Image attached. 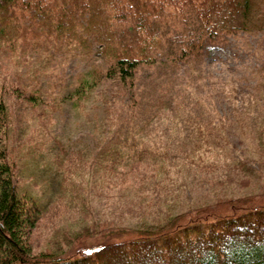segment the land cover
<instances>
[{
	"label": "trees",
	"instance_id": "trees-1",
	"mask_svg": "<svg viewBox=\"0 0 264 264\" xmlns=\"http://www.w3.org/2000/svg\"><path fill=\"white\" fill-rule=\"evenodd\" d=\"M167 11L186 30L181 48L190 56L216 37L264 32V0H0V51L43 53L37 47L44 43L86 55L97 43L95 65L75 74L72 100L83 108L99 83L110 92L102 95L101 87L98 95L108 98V132L95 154L61 148L58 159V168L69 170L63 184L82 170L91 175L82 192L89 198L75 203L87 209L77 232L101 234L55 253L34 248L31 236L70 184L45 205L20 193L0 91V264H264V202L252 191L247 197L230 192L239 178L258 171L247 166L264 153V79L248 90L222 86L228 112L217 107L218 91L203 78L199 90L190 83L173 91L135 85L141 67L154 66L162 51L159 22ZM35 92L27 99L39 115ZM198 191L212 199L194 197ZM91 196L102 212L131 213L138 222L86 218Z\"/></svg>",
	"mask_w": 264,
	"mask_h": 264
},
{
	"label": "rangeland",
	"instance_id": "rangeland-1",
	"mask_svg": "<svg viewBox=\"0 0 264 264\" xmlns=\"http://www.w3.org/2000/svg\"><path fill=\"white\" fill-rule=\"evenodd\" d=\"M159 23L163 32L159 43L162 51L157 54L154 66L141 67L135 85L159 86L158 88L169 90L178 83H190L199 90L201 84L198 81L203 78L204 82L212 84L218 91L217 107L228 112L230 106L222 96V86L234 84L238 89L248 90L259 78L264 79V32L242 31L227 35L224 40L216 37L200 45L201 54L193 52L190 56L187 49L181 48L186 39L181 33H186V30L177 21L174 13H163ZM40 48L44 49L43 53L28 50L0 51V91L4 94L6 106L8 155L20 193L28 194L45 205L55 199V194L57 191L61 192L66 181L70 184L55 206L52 205L50 213L40 219L39 226L33 229L31 236L34 248L65 253L94 242L101 232L91 236L87 231L79 236L77 229L87 209L84 207L86 212H83L81 203H75L81 199L85 204L84 198H89L85 193L82 195V192L88 181L90 182L91 175L87 177L88 171L82 170L79 174H70L63 184L62 175L69 170L58 168V159L62 156L59 151L63 148L68 153L82 150L95 154L108 132L104 109L108 98L98 95L102 89L105 90L102 95L109 96L110 92L107 86H100L99 83L84 100V105L81 106L83 108L74 105L72 100L75 74L89 71L95 65L94 53L99 50L97 43L90 46L93 53L86 55H70L63 48L54 49L44 43L37 47ZM17 84L18 89H13ZM30 90H36L35 95L42 102L39 104V115L30 110L32 102L27 99ZM242 144L243 142H236L231 153L238 154V148ZM250 163L247 168L258 171L246 178H239L238 182L233 183L234 188L230 192L247 197L251 194L246 193L252 191L260 194L259 197L264 202V189L261 190L258 186L264 188V153L258 161ZM80 169L83 168L70 170ZM243 183H247L244 184L246 188L240 187ZM199 192L212 199L211 194L205 195L203 191L195 192L194 197ZM89 204L90 214L86 218L90 220L105 217L115 221L126 219L133 223L138 222L130 216L131 213L102 212L97 207L99 200L96 196H91Z\"/></svg>",
	"mask_w": 264,
	"mask_h": 264
}]
</instances>
